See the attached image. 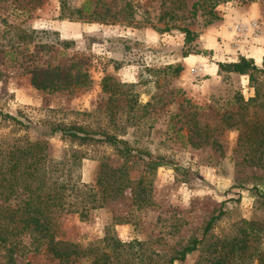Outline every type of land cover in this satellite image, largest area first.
<instances>
[{"label":"rangeland","instance_id":"obj_1","mask_svg":"<svg viewBox=\"0 0 264 264\" xmlns=\"http://www.w3.org/2000/svg\"><path fill=\"white\" fill-rule=\"evenodd\" d=\"M215 2L0 0V36L7 26L43 31L0 52V111L106 132L163 163L137 162L119 177L113 148L49 138L50 158L80 154L82 183L94 185L103 168L121 189L84 217L56 216L61 257L24 238L15 264H264V0ZM183 29L196 34L189 50ZM240 57L263 70L254 82L219 71ZM245 239L243 253L234 249ZM7 248L0 244V264H9Z\"/></svg>","mask_w":264,"mask_h":264},{"label":"trees","instance_id":"obj_2","mask_svg":"<svg viewBox=\"0 0 264 264\" xmlns=\"http://www.w3.org/2000/svg\"><path fill=\"white\" fill-rule=\"evenodd\" d=\"M219 1L221 0H216L210 7H215ZM182 32L184 44L188 45L187 50H189L196 34L188 29H183ZM40 33L43 31L7 26L0 36V52L10 53L21 45L30 44ZM218 68L220 72L248 75L250 82L256 80V73L263 72L251 59L244 57L238 58L236 62L219 64ZM36 79L34 73L32 83L44 89V85H37ZM6 127L10 129L4 131ZM54 136H59L62 141L70 144L102 143L113 148L122 159V165L116 171L113 170V174L117 173L119 177L126 176V171H123L125 167L128 169L137 162L146 169H155L163 164L159 159L144 160L124 140L106 132L98 133L84 129L81 125H68L47 118L36 119L23 113L13 115L0 111V244L8 246L9 264H15L14 254L17 246L26 247L22 245L24 238H28V246L45 245L47 251L54 257H61L64 253L59 251L55 240L58 230L56 216L62 213H75L84 217L90 209L102 207L115 192L121 189L120 184L115 185V181L110 183V178H107L110 177V172L104 171L103 168L94 185L82 183L76 174V166L80 158V154L76 151L65 150L60 159L47 156L48 139ZM102 167L110 169L107 164ZM140 193V191L136 193V196ZM222 214L223 212L219 210L205 223L200 237L193 239L178 253V260H183L195 250ZM253 225V222H246L249 232L254 231ZM257 232L252 234L251 243L259 245L262 242ZM247 242H249L247 239L238 241L234 249L238 247L243 253ZM259 249L257 246L253 248L254 252ZM257 254L258 262L261 263L259 254L262 252L259 250ZM230 260L229 257L224 259V261ZM229 263L221 261L217 264ZM100 264L106 262L102 261Z\"/></svg>","mask_w":264,"mask_h":264},{"label":"built area","instance_id":"obj_3","mask_svg":"<svg viewBox=\"0 0 264 264\" xmlns=\"http://www.w3.org/2000/svg\"><path fill=\"white\" fill-rule=\"evenodd\" d=\"M240 27L237 26V30H239ZM202 70V66L201 65H197L194 67L193 69V73L195 76H198L199 72Z\"/></svg>","mask_w":264,"mask_h":264}]
</instances>
